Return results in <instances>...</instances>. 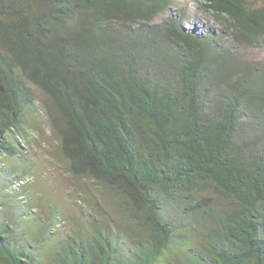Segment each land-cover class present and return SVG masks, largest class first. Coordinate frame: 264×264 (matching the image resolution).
Returning <instances> with one entry per match:
<instances>
[{"label": "trees", "instance_id": "1", "mask_svg": "<svg viewBox=\"0 0 264 264\" xmlns=\"http://www.w3.org/2000/svg\"><path fill=\"white\" fill-rule=\"evenodd\" d=\"M196 1L0 0V264H264V0Z\"/></svg>", "mask_w": 264, "mask_h": 264}, {"label": "rangeland", "instance_id": "2", "mask_svg": "<svg viewBox=\"0 0 264 264\" xmlns=\"http://www.w3.org/2000/svg\"><path fill=\"white\" fill-rule=\"evenodd\" d=\"M250 3L253 5H257L260 3L259 0H249ZM203 2H198L196 0H172L171 5V12L174 15H178L184 18L182 26L186 29H190L192 31H203L206 29H216L217 25L213 23V19L208 18L205 11L202 9ZM216 26V27H215ZM217 30V29H216ZM245 54L254 59H259L264 61V45H259L253 48H246L243 50ZM40 121V125L42 124V127L46 129V132L49 131V127L45 118L46 116L44 114L38 116ZM47 135L51 138L50 132H47ZM48 145V149L44 148L39 142L33 143L34 149H28L31 153L30 155L33 157L34 160L38 161L39 164L44 162L45 160L42 158L43 154H47L48 150L50 149L49 145H52V141H46L42 140ZM64 186V183H62ZM58 185L53 181L52 187H56V193L63 194L64 189L63 186ZM45 186H48L47 184H44ZM51 187V186H50ZM62 188V190H61ZM66 192V190H65Z\"/></svg>", "mask_w": 264, "mask_h": 264}, {"label": "bare ground", "instance_id": "3", "mask_svg": "<svg viewBox=\"0 0 264 264\" xmlns=\"http://www.w3.org/2000/svg\"><path fill=\"white\" fill-rule=\"evenodd\" d=\"M248 58H250V57H248Z\"/></svg>", "mask_w": 264, "mask_h": 264}]
</instances>
